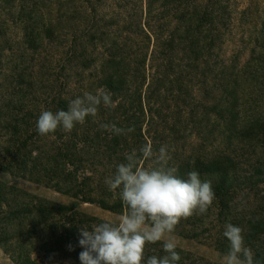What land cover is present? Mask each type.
I'll use <instances>...</instances> for the list:
<instances>
[{"label":"trees","instance_id":"16d2710c","mask_svg":"<svg viewBox=\"0 0 264 264\" xmlns=\"http://www.w3.org/2000/svg\"><path fill=\"white\" fill-rule=\"evenodd\" d=\"M74 1L0 0L1 5L18 4V21L32 54L40 52L43 41H53L47 46L55 43L66 47L64 62L67 68L69 65L68 76L75 80L74 88L69 87V81L63 91H58L60 86L53 78L60 76L53 73L32 76L19 64L6 71L9 83L0 85L2 179H23L80 203L125 214L127 208L119 190L110 191L106 178L114 176L117 165L125 163L133 150L139 156L145 144H151L154 152L167 145L169 153L173 149L169 165L177 167L178 175L187 178L189 171H198L202 180L212 182L215 192L206 214L182 219L175 229L226 254L229 241L223 236L225 225L239 226L245 245L253 250L255 260L264 264V53H250L248 61L239 67L234 57L224 59L214 51L199 49L214 46L213 38L190 40L188 45L193 49L189 51L173 50L172 38H155L163 49L148 56L142 50L150 42L145 36L107 40L91 19L74 21L73 11L65 19L73 25L60 26L58 21L47 19L52 5L61 2L67 6ZM66 10L71 9L68 6ZM97 47L105 57L98 60V69L90 72L97 61ZM19 59L23 62L22 55ZM98 91H110L114 106L101 104L95 118L87 117L71 132L58 128L47 136L37 133L36 121L42 111L67 110L72 99ZM179 102L182 108L187 107V122L180 121L183 111L176 106ZM101 124H114L125 132L117 135ZM130 127L134 131L127 132ZM187 131L191 138L201 141L191 152L176 148ZM141 163L148 165L143 159ZM34 201L31 195L0 180V233L9 236L20 218L34 216L42 220V230L63 228L50 221L63 213L72 217L66 223L80 228L91 230L103 222L84 216L83 221L74 219L77 213L70 207H41ZM75 230L73 226L69 231ZM176 250L181 257L177 264H215ZM164 254L160 242L145 246L146 256ZM74 258L81 264L79 255Z\"/></svg>","mask_w":264,"mask_h":264},{"label":"rangeland","instance_id":"374dc122","mask_svg":"<svg viewBox=\"0 0 264 264\" xmlns=\"http://www.w3.org/2000/svg\"><path fill=\"white\" fill-rule=\"evenodd\" d=\"M85 1L88 5L84 0H75L74 3L67 6L58 2L50 7V13L48 10L45 12L49 13L47 19L52 23L55 20L58 21L60 26L73 25V22L67 23L65 20L69 16L68 12L73 11L74 21L80 23L83 20H92L96 24V28H100L98 33L104 34L107 40H113L116 37L139 39L145 36L150 42L144 45L142 50L148 56L151 52L163 49L156 45L155 38L159 41L172 38L175 44L172 49L183 51L193 49L188 45L190 40L213 38L214 46L199 49L214 51L224 59L234 57L237 59L239 67L248 61L250 53H264L262 52L264 51V0ZM197 5L200 8H197ZM68 6L71 10L65 11ZM203 12L205 15L202 14ZM18 14L19 9L16 2L0 4V85L9 83V79L5 78L6 71L13 68L15 64H19V67H23V69L26 67L32 76H37L38 73H53L60 76V78H53L57 83L56 86L61 88H58V91H63L69 81V87L74 88L75 80L68 76L69 65L67 68V64L64 62L66 47L63 48L55 43L47 46L53 41L47 44L43 41L40 52L32 54L28 50L25 34L18 21ZM200 20H203V23ZM129 25H132L131 28H128ZM176 44L181 46L176 47ZM102 52L103 50L97 47L94 53L97 61L89 68L90 72L98 69V60L105 57L101 56ZM21 55L23 62H20L19 59ZM148 66L149 61H147ZM149 73L150 70L147 68L146 74ZM80 80L86 83L90 82L86 78ZM182 105V102L176 104L183 111L180 121L187 122L189 113L187 107L184 105L186 108H182ZM180 124L178 126H181ZM182 126L186 127V125ZM200 143L201 141L198 139L191 138L187 131L177 142L176 148L191 152L195 145L199 146ZM170 153V155L173 154V149ZM200 155H202L201 152ZM146 163H150V161H146ZM3 179L10 186L14 185L34 197L33 203L41 207L53 205L72 208L77 213L74 219L83 221L82 216H84L116 223L123 215L102 210L97 205L80 203L70 196L59 194L52 189L23 179L9 177ZM3 179L0 174V180ZM71 219L70 213L54 215L50 221L53 224L63 225V228L42 230L40 224L42 220L39 216L20 218L9 236L0 233V264H26L25 260L29 264H76L74 255H79L83 248L79 245L80 236H77L79 232L76 235L80 226L66 223ZM34 224L36 227L32 229ZM73 226L76 227L75 232L69 231ZM28 231H30L29 234H27ZM172 235L177 241L178 250L191 253L215 264H222L225 253L217 252L208 242L192 238L179 229H175ZM17 257L20 259H16Z\"/></svg>","mask_w":264,"mask_h":264},{"label":"clouds","instance_id":"9594fccd","mask_svg":"<svg viewBox=\"0 0 264 264\" xmlns=\"http://www.w3.org/2000/svg\"><path fill=\"white\" fill-rule=\"evenodd\" d=\"M101 104L114 106L110 91L85 92L72 99L67 110L42 111L36 131L40 136L55 133L58 128L71 132L87 117L95 118ZM101 128L117 135L125 132L114 124H101ZM139 152V156L135 150L128 154L126 162L117 165L114 176L105 180L110 191L119 190L127 212L116 223L103 221L91 230L80 228L81 264H177L181 257L172 235L176 226L182 219L206 214L211 207L215 199L212 182L202 180L195 170L189 171L187 178L178 175L177 167L169 165L172 156L167 145L154 152L151 144H145ZM141 159L150 163L144 166ZM242 233L239 226L225 225L223 236L229 241V250L222 264H259ZM161 241L164 255H145L146 244Z\"/></svg>","mask_w":264,"mask_h":264}]
</instances>
